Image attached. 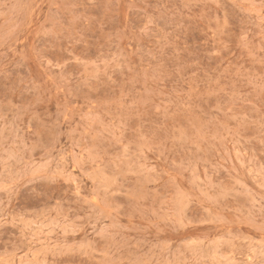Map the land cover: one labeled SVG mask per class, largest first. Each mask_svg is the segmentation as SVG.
<instances>
[{"label": "rangeland", "instance_id": "374dc122", "mask_svg": "<svg viewBox=\"0 0 264 264\" xmlns=\"http://www.w3.org/2000/svg\"><path fill=\"white\" fill-rule=\"evenodd\" d=\"M0 264H264V0H0Z\"/></svg>", "mask_w": 264, "mask_h": 264}]
</instances>
